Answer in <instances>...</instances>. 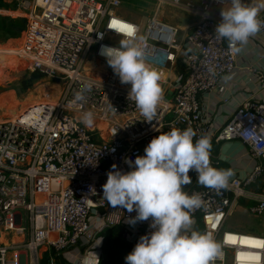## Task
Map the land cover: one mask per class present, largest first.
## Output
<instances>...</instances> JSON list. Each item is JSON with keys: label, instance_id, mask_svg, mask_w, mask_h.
<instances>
[{"label": "built area", "instance_id": "built-area-1", "mask_svg": "<svg viewBox=\"0 0 264 264\" xmlns=\"http://www.w3.org/2000/svg\"><path fill=\"white\" fill-rule=\"evenodd\" d=\"M158 1L143 31L116 13L122 0H17L12 14L26 20L17 56L29 61L31 72L56 82L60 94L39 98L17 116L0 119V264H40L45 253H67L79 244L102 249L101 234L115 226L124 227V238L135 247L151 231L150 221L130 225L127 221L136 213L113 208L104 200L102 186L113 164L130 171L125 158L143 156L153 138L172 128L193 129L194 142L206 135L211 144L239 140L249 148L257 164L245 177L213 189L198 184L196 172L190 171L193 182L183 190L202 198L190 215L194 230L210 235L219 246L210 264H264L263 235L225 229L238 206L248 205L255 218L264 216V100L246 99L222 127L209 125L200 103L201 94L221 95L223 79L237 69V51L215 36L221 20L210 12L227 0L199 5L167 0L196 10L200 21L187 36L186 75L178 80L172 99L162 98L152 122L128 100L131 86L122 84L100 55L102 46L119 47L115 39L123 37L109 30L110 20L119 18L137 27L144 57L154 59L165 46L167 62L174 63L171 49L180 50L173 44L176 30L158 20L164 2ZM257 19L264 21V13ZM256 35H264V27ZM88 62H94L90 70ZM252 73L255 89L263 91L264 74ZM77 92L85 100L74 104ZM89 111L96 122L90 127L81 122ZM220 162L211 151L210 165L216 168Z\"/></svg>", "mask_w": 264, "mask_h": 264}, {"label": "clouds", "instance_id": "clouds-1", "mask_svg": "<svg viewBox=\"0 0 264 264\" xmlns=\"http://www.w3.org/2000/svg\"><path fill=\"white\" fill-rule=\"evenodd\" d=\"M230 6L220 12L221 21L215 28V36L226 39L237 52L264 27L257 19V9L247 6L244 0H227ZM116 25H127L121 29ZM109 30L121 35L119 47L102 46L100 55L105 57L122 84H130L128 100L152 122L163 98L159 74L146 64L143 52L144 38L137 36L135 25L113 18ZM103 38L102 35L100 37ZM85 85V90L90 89ZM85 100L83 92H77L72 103ZM81 122L92 126V112L83 114ZM196 132L188 128L163 132L153 138L144 149L143 156L135 160L125 158L131 169L124 172L116 164L107 172L102 186L103 198L113 208L119 206L128 213V223L150 221L151 231L139 238L133 250L125 257V264H210L219 246L208 234L194 230L191 210L201 207L198 193L189 195L184 186L193 181L190 171L197 174V183L213 189H224L233 175L230 169H217L210 165L211 140L206 135L195 139ZM97 258V257H96Z\"/></svg>", "mask_w": 264, "mask_h": 264}, {"label": "crops", "instance_id": "crops-1", "mask_svg": "<svg viewBox=\"0 0 264 264\" xmlns=\"http://www.w3.org/2000/svg\"><path fill=\"white\" fill-rule=\"evenodd\" d=\"M14 1H16L17 5V0ZM163 1L164 2H162L158 13V20L176 30L173 44L180 47V50L171 49V52L176 54L174 63L167 62V47L165 46H161L154 59L148 57L144 58L146 64L155 68L159 74V84L163 89V97L172 99L175 94V87L178 80L186 75V65L184 60L185 54L189 52V48L186 45L187 36L195 29L197 23L200 21V16L196 13V10L186 8L185 6L171 4L167 0ZM186 1L199 5L200 3H206L208 0ZM244 3L247 6L257 9V15L264 13V0H244ZM158 4V0H124V5L137 9L148 16L147 22L144 24H142L140 19L135 17L131 11H128L125 8L124 10L117 9L118 11L116 10V13L119 16L136 23L144 31L149 19L155 13ZM229 6L228 3L214 6L210 11L211 15L214 18L221 20V9ZM15 11L16 10L13 12ZM13 12H8V14H12ZM160 13H164L163 15L165 19H163L165 22L159 18ZM115 40L119 44L121 39L116 38ZM238 47H240V51L237 52V69L223 79V93L221 95L216 93H204L200 95L203 117L209 125H212L213 127L224 126L229 121L231 115L246 99L255 97L264 100V90L258 92L257 89H255V81L252 73V70H257L264 74V35L258 36L255 34L248 39V42L245 45H238ZM127 86L131 85L127 84ZM211 145V151L214 157L221 159L220 164L216 166V168L230 169L233 173L230 179L234 177H245L257 164V161L250 153L249 148L239 140L221 142L220 144L212 143ZM237 208L242 211L246 210L243 206H238ZM122 228L124 229V227ZM124 234L125 231L121 234L123 238L125 236ZM103 242H105V240H103ZM124 243H127L134 248V246L125 238ZM110 247L113 246L111 245ZM127 255V252L123 251L124 264ZM52 263L108 264V261L105 257L103 248L94 250L79 244L72 249V251L67 253H53L50 260V264Z\"/></svg>", "mask_w": 264, "mask_h": 264}, {"label": "rangeland", "instance_id": "rangeland-1", "mask_svg": "<svg viewBox=\"0 0 264 264\" xmlns=\"http://www.w3.org/2000/svg\"><path fill=\"white\" fill-rule=\"evenodd\" d=\"M16 6V1L14 0H0V63L2 70V73L0 74V119H2L3 116L15 117L20 113V109L22 107L25 108L39 101L40 99H43L44 97L46 98L50 96L52 99H57L60 94L57 83L51 81L48 78H43L42 80L33 83L32 88L28 91H23L20 89V83L22 80L26 79L28 73L32 72L28 70L29 61L27 59H21L20 57H17V64L13 63L12 59H9L10 55H13V57L14 55H20L22 46V34L17 39H10L6 35V30L10 26V20L22 19L16 15L13 17V14H8V12H13L16 10ZM124 8L128 11H131L135 17L140 19L142 24L147 22L148 16H146L145 13L138 11L137 9H134L128 5H124V0H122V7H120L118 10H124ZM163 14L164 13H160L159 18L165 22V17ZM93 66L94 62H88L86 65V70L92 69ZM59 82L61 86H63V82ZM261 182H264V179H261ZM238 202L243 204L245 201L241 199ZM244 207L247 210L248 205H245ZM246 210L242 211L238 208H235L233 210L232 216L225 225V229H235L240 230L241 232L264 236V216L262 218H255L251 216ZM123 232L124 229L121 227L120 233L123 234ZM28 238L29 237L27 236L26 241ZM122 244H124V239H122ZM120 247L121 245H119V251H124V248ZM42 260L40 261V264H42Z\"/></svg>", "mask_w": 264, "mask_h": 264}, {"label": "trees", "instance_id": "trees-1", "mask_svg": "<svg viewBox=\"0 0 264 264\" xmlns=\"http://www.w3.org/2000/svg\"><path fill=\"white\" fill-rule=\"evenodd\" d=\"M26 28V20L25 19H19V20H10V26L6 30V35L10 39H17L20 37L22 32H24ZM44 75L40 72H32L28 73V76L26 79H23L20 83V86L23 91H28L32 88L33 83L42 80ZM121 227L115 226L112 228H108L102 233L105 242L103 244V251L105 254V257L108 261V264H124L123 261V251H119V245H121L120 248H124V251L127 252V254L130 253V251L133 250L132 246L129 244H122V239H124L121 236ZM113 247H110V246ZM53 251L45 253L43 256L42 264H50L51 256L53 255Z\"/></svg>", "mask_w": 264, "mask_h": 264}, {"label": "bare ground", "instance_id": "bare-ground-1", "mask_svg": "<svg viewBox=\"0 0 264 264\" xmlns=\"http://www.w3.org/2000/svg\"><path fill=\"white\" fill-rule=\"evenodd\" d=\"M20 54H22L21 52H20ZM19 55V54H18ZM18 56H16V55H14V57H13V55H10L9 56V59H12V61H13V63H15V64H17L18 63V58H17ZM99 72H102V68L100 67V69H99ZM3 117H8V116H3ZM2 117V118H3ZM94 124H96V122H94Z\"/></svg>", "mask_w": 264, "mask_h": 264}, {"label": "snow or ice", "instance_id": "snow-or-ice-1", "mask_svg": "<svg viewBox=\"0 0 264 264\" xmlns=\"http://www.w3.org/2000/svg\"><path fill=\"white\" fill-rule=\"evenodd\" d=\"M114 26H119V27H121V29H124L127 27V25H116V24H114Z\"/></svg>", "mask_w": 264, "mask_h": 264}]
</instances>
